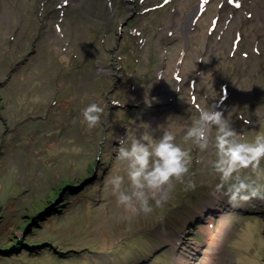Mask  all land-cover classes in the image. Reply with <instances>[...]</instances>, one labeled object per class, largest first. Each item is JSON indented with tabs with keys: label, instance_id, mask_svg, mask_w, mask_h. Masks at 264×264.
Listing matches in <instances>:
<instances>
[{
	"label": "rangeland",
	"instance_id": "rangeland-1",
	"mask_svg": "<svg viewBox=\"0 0 264 264\" xmlns=\"http://www.w3.org/2000/svg\"><path fill=\"white\" fill-rule=\"evenodd\" d=\"M63 1L0 0V264H264V200L229 204L215 150L184 140L213 106L244 141L264 135V26L228 34L218 15L212 28L209 6L224 0L193 35L179 6L196 0L149 11L162 0ZM246 2V15L228 13L251 19L260 0ZM94 102L105 112L89 129L82 110ZM165 130L191 154L196 186L176 183L162 206L132 215L106 183L124 176L131 193L119 138ZM241 175L264 187V160Z\"/></svg>",
	"mask_w": 264,
	"mask_h": 264
},
{
	"label": "clouds",
	"instance_id": "clouds-1",
	"mask_svg": "<svg viewBox=\"0 0 264 264\" xmlns=\"http://www.w3.org/2000/svg\"><path fill=\"white\" fill-rule=\"evenodd\" d=\"M113 103H117L113 101ZM105 109L97 103H90L82 110V116L89 129L100 123ZM185 141H191L201 152L215 150V159L210 167L221 183L217 191H223L229 204H237L252 198L264 200V187L257 186L243 170L255 171L264 160V135L252 141H244L229 118L216 106L199 109L198 119L187 127ZM117 159L127 161V180L131 188L128 194L122 190L124 176L111 175L106 183L111 186L116 203L132 215L153 211L152 201L159 207L168 199L176 183L195 188V183L185 177L189 175L191 154L176 142V135L165 130L159 139L144 133L139 139L119 138Z\"/></svg>",
	"mask_w": 264,
	"mask_h": 264
},
{
	"label": "bare ground",
	"instance_id": "bare-ground-1",
	"mask_svg": "<svg viewBox=\"0 0 264 264\" xmlns=\"http://www.w3.org/2000/svg\"><path fill=\"white\" fill-rule=\"evenodd\" d=\"M241 4L239 7L236 6V2H233L234 5H230L228 0H224L223 2V8H219L216 4L211 3L209 8L211 7L213 9L212 12V16H210V24L212 23V19L214 16H218V15H222L223 19L221 20L222 22V29H224V26L226 24V21L228 18H231L228 24V27L226 28V30L224 31V33H228L231 34L232 30L234 29V31L240 30L243 34H258L261 32V25L264 26V0H260V5L256 6L254 4H251L250 6L253 8V14H252V18L248 19L247 17H240L236 14H234L232 11L229 14L228 10L232 7L235 8V12H240L241 15H246V11H244L246 9V7L248 6V3L246 2V0H240ZM184 3H182L179 6L180 11L185 13V19H186V23L184 25H181L183 27V30L186 34H192V27H193V23H194V16L197 14L198 11V6H199V0H196L192 3L191 7L186 11L184 9ZM209 4V3H208ZM209 8L204 11L202 14L199 15L198 20L200 22H205L207 20V18H205L206 16V12L209 10ZM176 18H179V16H177ZM219 23V21H218ZM217 23V25H218ZM170 25L171 23L168 22V25H166L164 27V30L168 31L170 30ZM209 29V28H208ZM207 31L204 33V41L209 38V32ZM243 41V39H242ZM241 41V42H242ZM210 42V40H209ZM208 42V43H209ZM240 42V44H241ZM205 47L207 50H209V52H214L217 49V45L216 43L212 42L210 43L208 46H205V44H202V48ZM207 58H210L211 55L207 54L206 55ZM181 61L178 59L177 63H175V67L179 68L182 67V70H184V67L186 66V62L183 61L182 65ZM212 237V236H211ZM214 241L216 242V237L213 238ZM212 243V242H211ZM213 244V243H212Z\"/></svg>",
	"mask_w": 264,
	"mask_h": 264
},
{
	"label": "water",
	"instance_id": "water-1",
	"mask_svg": "<svg viewBox=\"0 0 264 264\" xmlns=\"http://www.w3.org/2000/svg\"><path fill=\"white\" fill-rule=\"evenodd\" d=\"M82 187V186H81ZM48 209H53V208H48ZM48 209L44 210L43 212H41V214H37V216H34V219H37L38 217H44L47 213H49L50 211H48ZM48 211V212H47Z\"/></svg>",
	"mask_w": 264,
	"mask_h": 264
},
{
	"label": "flooded vegetation",
	"instance_id": "flooded-vegetation-1",
	"mask_svg": "<svg viewBox=\"0 0 264 264\" xmlns=\"http://www.w3.org/2000/svg\"><path fill=\"white\" fill-rule=\"evenodd\" d=\"M139 1H141V0H139ZM65 4H68V2L66 0L63 1L62 5L65 6Z\"/></svg>",
	"mask_w": 264,
	"mask_h": 264
},
{
	"label": "snow or ice",
	"instance_id": "snow-or-ice-1",
	"mask_svg": "<svg viewBox=\"0 0 264 264\" xmlns=\"http://www.w3.org/2000/svg\"><path fill=\"white\" fill-rule=\"evenodd\" d=\"M230 2H231V0H230ZM164 3H168V0H164ZM236 6L239 7L240 6L239 3H237Z\"/></svg>",
	"mask_w": 264,
	"mask_h": 264
},
{
	"label": "trees",
	"instance_id": "trees-1",
	"mask_svg": "<svg viewBox=\"0 0 264 264\" xmlns=\"http://www.w3.org/2000/svg\"><path fill=\"white\" fill-rule=\"evenodd\" d=\"M56 191H57V190H56ZM59 192H60V191H59ZM56 193H58V191H57V192H55V194H56Z\"/></svg>",
	"mask_w": 264,
	"mask_h": 264
}]
</instances>
